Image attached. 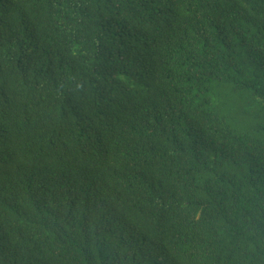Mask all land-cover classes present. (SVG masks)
I'll return each instance as SVG.
<instances>
[{
    "label": "trees",
    "instance_id": "obj_1",
    "mask_svg": "<svg viewBox=\"0 0 264 264\" xmlns=\"http://www.w3.org/2000/svg\"><path fill=\"white\" fill-rule=\"evenodd\" d=\"M0 264H264V0H0Z\"/></svg>",
    "mask_w": 264,
    "mask_h": 264
}]
</instances>
